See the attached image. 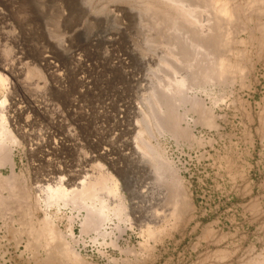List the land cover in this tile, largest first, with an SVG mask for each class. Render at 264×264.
Returning a JSON list of instances; mask_svg holds the SVG:
<instances>
[{
    "label": "rangeland",
    "instance_id": "1",
    "mask_svg": "<svg viewBox=\"0 0 264 264\" xmlns=\"http://www.w3.org/2000/svg\"><path fill=\"white\" fill-rule=\"evenodd\" d=\"M263 27V0H0V175L28 195L0 210V264L264 260ZM222 59L240 65L225 79ZM99 173L118 186L102 213L46 201Z\"/></svg>",
    "mask_w": 264,
    "mask_h": 264
},
{
    "label": "bare ground",
    "instance_id": "2",
    "mask_svg": "<svg viewBox=\"0 0 264 264\" xmlns=\"http://www.w3.org/2000/svg\"><path fill=\"white\" fill-rule=\"evenodd\" d=\"M261 2H262V0H261ZM214 13H215V17L217 19L218 18L230 19L233 16L234 10L231 7L227 6L226 2H223V3H220L215 8ZM262 31H264V27L262 28ZM218 36H217L218 37L217 43L219 44L218 47L223 48V47L227 46L228 37H227L226 32H223V33L219 34ZM239 66L240 65L237 62L231 63V62H228V61L222 59L217 63V66L214 69V72L219 79H221V78L225 79V77L227 78L229 73L237 71L239 69ZM211 73H213V72H211ZM26 77L27 78L31 77L29 72L27 73ZM224 79H222V80H224ZM5 80H6L5 76L2 73H0V89L4 87ZM3 102H4V99L0 101V105H2ZM170 116L171 115H167L168 119ZM167 117H166V119H164V120H166L165 121L166 123H168ZM170 119L172 120V122H174V124H176L175 123L176 119L173 116H171ZM165 122H163V121L161 122V120H160L159 124H157V126L160 125L159 126V132L162 129L164 130V128L166 131H169V132H172V131L176 132L177 131V130H175L174 124H173L174 125L173 126L172 123H170V121L168 124H164ZM263 125H264V114H263ZM177 133L182 134L183 132L177 131ZM184 134H185V132H184ZM263 136H264V131H263ZM5 140L14 141V138L11 135V131L9 130V128H7L3 122H0V163H2V162L5 163V161H8L9 163L11 162L10 149H8L4 145ZM143 143H145V145L149 149H151V150L153 149L151 144L148 141L144 140ZM135 146H136L134 149L135 153L140 154L142 149L138 146V144H136ZM153 150H152V152H153ZM155 151H156V149H155ZM155 153H157V152H155ZM155 163H156V165L154 166V169H155V171L158 172V175H159V177L157 179L163 177V175L172 174L171 168H169L168 164L165 163L163 160H161L159 156H158V158H156ZM11 168H13V166ZM11 171L12 172L9 176L5 177V176L0 175V210H3V211L4 210L11 211L14 209V207H17V208H19L20 206L23 207L22 205H25V203L27 202V198H28L26 186L18 183L19 177L14 173L13 170H11ZM41 185L43 186V184H41ZM117 188H118V186L115 183V181H112V184H111V183H109V179L106 176L99 173L98 175H96L95 177L90 179L87 183L84 182V183H82L81 186H74L73 188H65V187L63 188V187H60L58 185H55V186L47 185L48 191L46 192V198L45 199L47 202H51V201L57 202L59 200L66 201L67 199H69V201H70V199L73 201L75 199H80V201L84 200V199H90V201L92 200V202H94V200L98 196L97 190L99 192V189H100V191H101V189H103L104 191L106 190L108 193H112V192H116ZM5 190L7 191L6 195H4V193H3V191H5ZM176 197H177V195L172 193L168 199V203L171 205H176V199H175ZM96 200H98L100 202L99 212L102 213L104 210L103 199L101 200L100 197H97ZM66 202H68V201H66ZM183 203L186 204L185 201H183ZM173 210H174L173 211V214H174V212H176V211H175V209H173ZM94 217H96V216H94ZM94 217H92V219ZM95 219H99V218L97 217ZM155 230H152L150 234L155 235L156 234ZM43 231L45 232V230H43ZM36 239H38V238H36ZM249 264H264V260H262V261L261 260L260 261H258V260L257 261L256 260L250 261Z\"/></svg>",
    "mask_w": 264,
    "mask_h": 264
}]
</instances>
